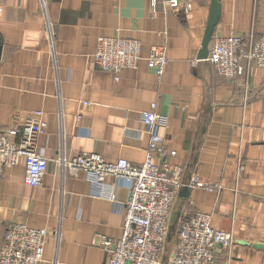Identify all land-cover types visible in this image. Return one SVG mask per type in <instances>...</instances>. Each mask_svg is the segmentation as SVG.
<instances>
[{
  "label": "crops",
  "instance_id": "obj_1",
  "mask_svg": "<svg viewBox=\"0 0 264 264\" xmlns=\"http://www.w3.org/2000/svg\"><path fill=\"white\" fill-rule=\"evenodd\" d=\"M217 1L212 38L245 36L250 29L264 34V0ZM149 2L0 0V129L41 110L46 127L38 145L47 158L36 187L24 183L23 161L1 169L0 243L7 225L21 221L50 233L40 264H107L92 241L121 237L126 189L116 185L112 203L85 172L63 171L56 158L95 151L106 161L142 163L148 135L140 113L157 102L156 110L168 118L160 134L175 151L170 162L184 167V180L196 172L220 185L214 192L179 190L172 228L202 211L214 228L230 230L234 238L229 249L217 247L211 264H264V68L231 80L206 61L192 66L211 0H194L186 14L151 15ZM110 36L141 42L142 59L117 80L93 60L98 37ZM159 45L167 63L157 78L145 58ZM238 155L244 161L240 175Z\"/></svg>",
  "mask_w": 264,
  "mask_h": 264
},
{
  "label": "built area",
  "instance_id": "obj_2",
  "mask_svg": "<svg viewBox=\"0 0 264 264\" xmlns=\"http://www.w3.org/2000/svg\"><path fill=\"white\" fill-rule=\"evenodd\" d=\"M193 1L150 0L149 11L151 15L158 10L186 14ZM45 30L51 42L52 31L48 25H45ZM141 59V42L136 38L98 37L93 53L95 65L112 73L115 80L121 70L135 68ZM202 61L211 64L219 75L227 79L246 78L251 69L264 68V34L256 35L250 29L245 36H214L206 58L193 59L191 65ZM145 63L160 78L167 63L165 47L152 46ZM156 109L157 102H152L148 110L140 113L148 135L142 163L133 164L124 158L106 161L95 151H84L70 157L62 152L56 161L63 171L85 172L88 182L100 187L99 196L112 203L116 202V185L126 189L127 197L121 206V237L101 236L97 242L92 241V245L106 253L107 264H211L217 246L229 249L234 238L230 230L214 228L211 216L202 211H194L178 222L174 249L165 254L171 210L179 190L185 186L214 192L220 189V185L203 179L196 172L184 180V167L170 162L175 151L162 142L160 132L167 127L168 118ZM45 127L43 112L37 110L0 129V171L23 161L24 183L31 187L39 186L47 169L44 149L38 145ZM243 170L244 161L238 155L237 175ZM108 177L113 179L112 183L106 181ZM49 234L45 229L29 227L21 221L10 222L0 243V264H40Z\"/></svg>",
  "mask_w": 264,
  "mask_h": 264
},
{
  "label": "water",
  "instance_id": "obj_3",
  "mask_svg": "<svg viewBox=\"0 0 264 264\" xmlns=\"http://www.w3.org/2000/svg\"><path fill=\"white\" fill-rule=\"evenodd\" d=\"M218 18H219V3L217 0H211L208 19H207L206 27H205L204 34H203L201 48L197 54V59L206 58L207 53H208V46L212 38L214 27L216 26L218 22ZM187 189L188 188L184 186L180 189V192L182 194H186ZM217 247H220V245H218Z\"/></svg>",
  "mask_w": 264,
  "mask_h": 264
},
{
  "label": "rangeland",
  "instance_id": "obj_4",
  "mask_svg": "<svg viewBox=\"0 0 264 264\" xmlns=\"http://www.w3.org/2000/svg\"><path fill=\"white\" fill-rule=\"evenodd\" d=\"M172 226H174V220H173V216L171 214V218H170V236L167 240L166 243V247H165V254L167 255L169 251V247L171 246V244L175 241V231L176 228H172Z\"/></svg>",
  "mask_w": 264,
  "mask_h": 264
},
{
  "label": "trees",
  "instance_id": "obj_5",
  "mask_svg": "<svg viewBox=\"0 0 264 264\" xmlns=\"http://www.w3.org/2000/svg\"><path fill=\"white\" fill-rule=\"evenodd\" d=\"M169 238V237H168Z\"/></svg>",
  "mask_w": 264,
  "mask_h": 264
}]
</instances>
